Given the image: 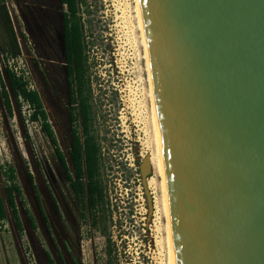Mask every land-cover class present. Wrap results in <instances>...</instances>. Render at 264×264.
Wrapping results in <instances>:
<instances>
[{
  "label": "water",
  "instance_id": "95a60500",
  "mask_svg": "<svg viewBox=\"0 0 264 264\" xmlns=\"http://www.w3.org/2000/svg\"><path fill=\"white\" fill-rule=\"evenodd\" d=\"M139 2L174 264H264V0Z\"/></svg>",
  "mask_w": 264,
  "mask_h": 264
},
{
  "label": "rangeland",
  "instance_id": "374dc122",
  "mask_svg": "<svg viewBox=\"0 0 264 264\" xmlns=\"http://www.w3.org/2000/svg\"><path fill=\"white\" fill-rule=\"evenodd\" d=\"M88 6L90 47L85 50L90 59L89 103L92 130L101 147L102 181L111 215L106 218V229L103 225L92 227L87 218H79L78 239L75 240L77 263H105V230L111 236L119 264H169L164 220L154 216V209L147 219V204L140 183L138 166L147 154L142 145L143 121L139 118L147 115L149 99L145 93L147 83L142 48L133 27L135 2L89 0ZM3 77L0 51V78ZM10 98L12 116L6 113L0 95V193L7 212L0 228V264H45V249L50 247L51 241L23 176L26 174L27 150L30 149L41 171L51 147L38 123L27 120L28 106L23 108L11 90ZM10 165L15 168V183L22 190L21 195H15L22 232L15 226L4 190L9 180L3 170ZM27 210L36 218L38 228L35 230L28 222ZM61 253L54 256L56 264H76Z\"/></svg>",
  "mask_w": 264,
  "mask_h": 264
},
{
  "label": "flooded vegetation",
  "instance_id": "af4514ba",
  "mask_svg": "<svg viewBox=\"0 0 264 264\" xmlns=\"http://www.w3.org/2000/svg\"><path fill=\"white\" fill-rule=\"evenodd\" d=\"M88 1L0 0V51L5 47L12 58L20 60L26 68L28 79L24 87L35 97L34 102L25 99L29 108L27 120L38 123L51 147L41 171L30 149L27 150L23 176L51 241L50 247L45 249V264H56L54 256L62 255L61 252L79 264L75 253L79 218H87L90 223L87 178L83 176L80 180L85 187L82 196L75 190L74 165V130L82 144L85 138L81 123V73L90 102V59L85 50L90 47ZM92 117L91 111L90 120L89 103L88 135L97 140ZM37 162L42 166L38 158ZM27 212L28 222L35 230L38 228L36 218L29 210Z\"/></svg>",
  "mask_w": 264,
  "mask_h": 264
},
{
  "label": "trees",
  "instance_id": "16d2710c",
  "mask_svg": "<svg viewBox=\"0 0 264 264\" xmlns=\"http://www.w3.org/2000/svg\"><path fill=\"white\" fill-rule=\"evenodd\" d=\"M71 3V0H68ZM2 51L6 50L5 47L1 48ZM1 51V52H2ZM6 77L0 78V95L2 98V103L8 116H12L13 107L10 98V90L12 91L15 99L17 100L18 95H21L24 99H29L34 102V96L26 91L24 84L21 83L15 75L10 72L7 68L5 69ZM6 79V81H4ZM8 84V85H6ZM9 87V89H8ZM86 91V93H85ZM88 89L85 87L83 82V73L80 76V104H81V123L82 129L85 134L84 143H81L80 136L76 134L74 136V165H75V176L77 182L75 184V190L78 194H85L84 182L80 181L83 176L87 178V192L90 201V225L96 227L97 225H103L106 229V218L111 215L109 205L106 200L105 185L102 181L101 174V147L97 140H94L92 136L88 135V119H89V103H88ZM36 106L39 107L40 103L37 102ZM42 116L44 114L42 113ZM36 118V114L33 116ZM90 120H91V105H90ZM47 124H44V129H47ZM3 174L9 180L8 185L5 186V194L8 205L11 209V214L14 218L16 227L21 231L23 229L21 220L18 215V208L15 201V195L21 193L20 186L15 183L16 174L15 168L10 165L5 170ZM7 217L6 207L2 195L0 193V228L3 221ZM106 248H105V263L104 264H119L117 258L115 257V251L111 236L106 233Z\"/></svg>",
  "mask_w": 264,
  "mask_h": 264
},
{
  "label": "bare ground",
  "instance_id": "6f19581e",
  "mask_svg": "<svg viewBox=\"0 0 264 264\" xmlns=\"http://www.w3.org/2000/svg\"><path fill=\"white\" fill-rule=\"evenodd\" d=\"M134 2L135 26L133 27L136 31L135 35L138 39V45L142 48L141 56L144 59L147 83V90L145 93L149 99L148 110L146 109L147 115L145 114L144 117L142 116L139 118L141 121H143V127L141 128V131L143 132L142 134H144L142 145L146 154L149 155L152 172V174H150V176L147 178V185L152 196V209H154V216L160 221L161 219L164 220L163 225L167 239L168 260L169 264H174L161 133L156 107V99L146 46L141 5L139 0H134Z\"/></svg>",
  "mask_w": 264,
  "mask_h": 264
},
{
  "label": "built area",
  "instance_id": "2783aa9c",
  "mask_svg": "<svg viewBox=\"0 0 264 264\" xmlns=\"http://www.w3.org/2000/svg\"><path fill=\"white\" fill-rule=\"evenodd\" d=\"M1 56L3 59L4 68H7L10 72H12L15 77L25 86L28 75L22 62L20 60H14L7 50L2 51ZM17 101L22 105L23 108L28 106L27 101L21 95H18Z\"/></svg>",
  "mask_w": 264,
  "mask_h": 264
}]
</instances>
